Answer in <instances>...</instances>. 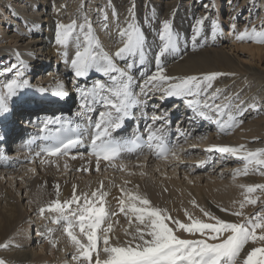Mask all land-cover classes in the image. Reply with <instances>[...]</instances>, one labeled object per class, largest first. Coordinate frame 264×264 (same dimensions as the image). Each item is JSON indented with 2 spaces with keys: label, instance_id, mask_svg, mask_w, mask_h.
<instances>
[{
  "label": "bare ground",
  "instance_id": "bare-ground-1",
  "mask_svg": "<svg viewBox=\"0 0 264 264\" xmlns=\"http://www.w3.org/2000/svg\"><path fill=\"white\" fill-rule=\"evenodd\" d=\"M243 2L254 7L256 0H241V4ZM199 4L200 8L197 10L195 6ZM261 4L264 8V1ZM130 8L132 12L128 11ZM226 8L231 9L228 4ZM231 10L232 19L229 22V28L225 30L222 26L224 20L219 16L220 0H0V42H7L0 48V63L2 66L6 65L3 70L10 68L11 63L17 64L18 68L13 72L16 75L17 71H21L23 75L19 78L16 76L15 79L29 81V84L21 90L25 98L30 101L28 105L21 106L16 103L19 94L6 101L10 111L0 116V123L3 125L6 123L7 128L11 127L9 119L12 118L14 124L17 123V127L14 126L13 130H19L22 121L27 119L19 114L28 115L27 109L36 105L40 106L34 110L37 114L50 112V110L64 115L72 111L75 113L77 111L75 106L72 110L70 108L74 96L76 99L79 98L83 90L90 89L98 80L111 84L107 76L94 70L85 77L77 78L71 67V59L76 51L74 40L69 42L66 49L55 43L58 23L68 24L76 20L79 24L85 17L92 19L95 34L100 38L104 48L111 52L121 46L118 29L125 27L130 17L131 23L143 31L146 37L144 65L139 63L138 56L124 61L117 60L118 66L122 68L126 67L127 63H133L134 67L129 70V74L133 76V86L137 94L140 93V89L136 85L142 83L144 74L154 70V57L161 46L159 40V33L162 30L161 21L169 19L174 33L177 34L178 51L167 54L163 58L162 62L168 75L175 77L209 72L225 73L213 81V88L209 90L210 94L217 88L221 89L223 95L216 102L222 103L224 96L232 95L233 105L243 100L246 102L245 107L253 102L258 106V110L249 109L243 116L237 117L243 120L238 127L232 128L227 133H221L216 120H226L227 114L217 116L214 112L208 111L206 114L211 116V119H206L198 115L196 110L189 108L186 99L177 97L162 99L159 92L140 96L141 103L135 107L140 117L148 119L149 124L154 127L162 128L164 135H169L173 131V125L177 126L180 135L177 136L173 150L176 155L169 154L168 158L164 159L155 158L153 153L135 157L123 154L111 162L101 160L99 171L116 172L118 181L123 180L122 182L107 177V173L103 175L96 173L98 172L96 158L87 153H72L61 157L48 156L37 150L27 154L10 153L7 157L8 164L5 163V159L0 158V178L7 172L13 176L21 172L27 174L26 170L31 166H35L37 171L34 176L31 173L28 177L19 176L20 187L25 191L22 200H27L24 208V205L22 206L13 198L10 188L3 186L0 181V244L11 241L9 251H0V254L4 255L3 260H10L12 264H77V261L72 258L74 249L63 233L64 224L60 227L58 223H54L58 214L47 211L48 205L57 199L61 202L71 200L74 185L79 195L90 193L99 188L101 182L103 183L104 190L108 192L107 207L111 212L117 213L112 217V223L121 241L127 239L123 229L130 227L127 220L124 228H118L124 215L119 213L118 208V200L123 196L121 189L146 196L154 207L166 209L171 217L185 223L189 222L186 212L193 218L208 221L209 218L204 216L201 209L217 214L224 220L231 222L237 220L222 209L234 206L233 202L243 199V189L240 185L264 184V177H262L264 175L256 171L257 174H253L254 170L251 168L248 175L234 174L223 181L221 178L224 171L222 172L218 165L223 158H227L229 162L240 161L243 164L244 162L230 154L209 149H213V146L240 144H244L247 150L264 148V68L261 64L264 61V44H256L247 39L243 41L236 39V35L245 28H235L238 26L235 19L236 12L234 7ZM201 17L206 19L200 34L196 35L194 27L196 20ZM213 21L216 22L215 33ZM243 21H246V17ZM250 26V29L255 26L254 20L251 21ZM234 28L237 30L234 31ZM65 51L67 57L64 55ZM17 52L19 58H17ZM242 54L249 57L248 60H242ZM21 60L24 62L23 67H19ZM45 73L54 76L46 78L47 81L41 80L40 75ZM65 75L70 77L68 81L72 83L69 90L68 81L64 82L63 79ZM33 80L35 83L32 82ZM10 81L12 79L0 82V95H7L5 85ZM61 85L67 95L63 98L53 96V92ZM40 88L48 91L41 93L37 91ZM73 92V97H69L68 95ZM236 94H239V100L235 98ZM180 100L182 103L179 102ZM98 101L99 97L97 102L85 108L83 117L88 115L87 119L97 121L100 116L95 118V112L108 111ZM80 103L82 106L85 101L80 100ZM157 107L161 108L162 115L157 114ZM233 115H236L235 110ZM154 116L164 119L153 120ZM11 134L10 132L4 137L5 148L10 147L8 143H10ZM36 153L41 154L37 156ZM213 158L216 159L211 162L209 159ZM24 161L31 162V165H24ZM201 161L205 163L201 165ZM63 162L67 165L65 167L69 173L76 170L86 175L71 181L64 179L58 175L59 170L64 169L61 165ZM208 163L210 165L208 172L200 171L201 174L190 177L191 182L187 183L191 185H182L181 175L188 177L193 171L199 172L200 168ZM15 165L19 167L12 172L10 168ZM120 165L124 167L121 168ZM120 169L124 171L118 172ZM160 174H165L167 177L160 178ZM57 185H59V195H57ZM193 201L198 206H195ZM41 207L46 209L43 216L38 211ZM133 223H136L135 220ZM168 223L172 226L171 221ZM49 229L52 230L50 235ZM40 233L48 238L42 237ZM178 235L184 239L201 238L199 234L192 235L186 232H178ZM50 239L56 241L55 247L50 244ZM33 243L35 247L31 246ZM251 247H254V244L249 242L245 246V252Z\"/></svg>",
  "mask_w": 264,
  "mask_h": 264
},
{
  "label": "snow or ice",
  "instance_id": "snow-or-ice-1",
  "mask_svg": "<svg viewBox=\"0 0 264 264\" xmlns=\"http://www.w3.org/2000/svg\"><path fill=\"white\" fill-rule=\"evenodd\" d=\"M128 11L132 12V9ZM205 19L206 17H201L196 20L194 27L196 35L200 34ZM215 25L216 22L213 21L214 33ZM161 29L159 33L161 46L154 57V70L144 74L142 83L136 85L140 89V93L137 94L133 86V76L129 74V70L134 67L133 63H127L124 68L117 64V60L124 61L136 56L139 57V63L142 66L145 63L146 37L139 27L131 23V17L125 27L118 29L121 46L114 52L104 48L87 17L79 24L76 20H72L68 24L58 23L56 26L55 43L57 45L66 49L70 41L75 42L76 51L71 59L75 76L85 77L94 70L107 76L111 81V84H106L98 80L90 89L82 91V99L85 101L83 107H89L91 103L97 102L99 97L98 102L108 109L99 114L100 118L94 124L91 154L96 157V171L100 170L101 159L111 162L125 150L124 145L112 139L111 131L120 129L123 122L130 118L132 109L141 103L140 96L159 92L162 99L167 97L186 99L187 106L206 119H211V116L206 114L208 111L214 112L217 116L227 114L226 120H216L221 133L242 124L243 120L237 117L243 116L245 111L258 110L255 102L245 107L246 102L239 100V94L235 96L239 100V103L235 105L232 102V95L224 96L222 103L216 102L223 95L221 89L217 88L210 94L209 90L213 88V81L225 73L209 72L175 77L168 75L162 61L167 54L178 51L177 34L174 33L169 19L161 21ZM236 39L240 41L247 39L264 44V30L258 31L255 26L251 29L245 27L236 35ZM64 55L67 57L66 51ZM17 58H19L18 52ZM23 66L24 62L21 60L19 67ZM17 68L18 65L13 64L7 71ZM22 75L23 72H16L17 78ZM231 75L235 74L231 73ZM28 84L27 80L14 79L5 85L7 95H0V116L10 111L6 101L18 94L19 99L16 103L21 106L30 103L21 91ZM37 91L46 93L48 90L40 88ZM66 95L62 85L53 92V96L58 98ZM233 110L236 115H233ZM157 119L164 118L153 117V120ZM55 122L58 121H45V128L49 123ZM148 141L149 147L155 150L158 157L167 159L169 154L176 155L175 151L163 144L162 135L150 131ZM77 143L78 140L66 137L56 140L42 151L48 156L67 155ZM136 143V140L130 142L132 147H135ZM132 147L128 150L131 151ZM209 150L230 154L242 160L244 167L242 170L237 169L236 175H248L250 168L264 175V148L247 150L244 144H240L213 146V149ZM40 154L36 153L37 156ZM200 163L202 165L205 161ZM120 167L124 166L120 165ZM83 170L88 171V169ZM240 187L243 189V199L233 202L234 206L238 203V209L231 214L243 217L242 220L226 221L201 209L204 216L212 222L193 218L186 212L185 215L189 221L187 223L174 219L166 209L154 207L146 196L121 189L123 196L118 200L119 213L127 217L130 225L129 228L123 229L127 237L124 241L120 240L112 223V217L117 213L111 212L107 207L108 192L104 190L102 182L99 188L79 195L74 185L71 200L61 202L57 199L48 205L47 211L58 214L54 223L64 224L63 233L74 249L72 258L77 261V264H264V211L256 212L252 216H246L243 212L246 206H255L260 202V197L254 194L264 193V184L240 185ZM56 188L59 195V185ZM38 211L43 216L46 209L41 207ZM169 221L172 226H169ZM51 231L49 229V235ZM178 232L199 234L201 238L183 239ZM39 235L44 237L42 233ZM49 242L52 247L56 246L55 240L50 239ZM249 242L258 246L251 247L245 252V246ZM10 244L11 241L0 244V248L6 249ZM0 264H6V261L0 259Z\"/></svg>",
  "mask_w": 264,
  "mask_h": 264
},
{
  "label": "rangeland",
  "instance_id": "rangeland-1",
  "mask_svg": "<svg viewBox=\"0 0 264 264\" xmlns=\"http://www.w3.org/2000/svg\"><path fill=\"white\" fill-rule=\"evenodd\" d=\"M184 1V0H183ZM209 1V0H208ZM262 1H264V0H256V3H255V6L253 7H251V6H249V5H247L246 4V2H243L242 4H241V0H220V5H221V12H220V15L219 16H221V18H223V20H224V22L222 23V26H223V29L225 28V30L226 29H228L229 28V22H230V20L232 19V14H231V12H232V7H234V9H235V11L234 12H236L235 13V19L237 20V25L238 26H235V28L237 27V29H238V27H243V28H245V27H248L249 29H250V23H251V21H253L254 20V25H255V27H258V31H260V30H264V8H262V6H263V4H261V2ZM226 4H228L229 6H230V8L231 9H228V8H226ZM195 8L197 9V10H199V8H200V4L199 5H197V6H195ZM230 12H229V11ZM252 10V11H251ZM261 10H263V11H261ZM250 11H251V13H250ZM210 14V13H209ZM246 14H247V16H246ZM251 14V15H250ZM210 15H212V14H210ZM246 17V21H243V19ZM220 18V17H219ZM90 21H92V19H90ZM244 22V23H243ZM250 26V27H249ZM235 28H234V31H236L235 30ZM6 38V37H5ZM221 41V40H220ZM4 42V41H3ZM7 42H4V43H2V42H0V48L1 47H4V45L6 44ZM223 43L225 44V42L223 41ZM256 44H260V43H256ZM262 44V43H261ZM239 54H241V53H239ZM243 56L241 57V59L242 60H248V58L249 57H246V55H244V54H242ZM9 56V55H8ZM12 58V57H11ZM2 63H0V82L2 83L4 80H13V79H15L16 78V75H15V72H13L14 71V69L12 70V71H7V70H3L5 67H6V65H1ZM13 64H15V63H11L10 65H13ZM261 64H262V67L264 68V61L263 62H261ZM8 67V66H7ZM50 76H54V75H50V74H48V73H45V74H43V75H40V79L41 80H45V81H47L46 80V78L47 79H49L50 78ZM66 77H63V79H64V82H67L68 80L70 81V79H68V78H70L69 76H67V75H65ZM53 78H55V77H53ZM67 82V86H68V89L70 88L69 86H71L72 85V83L71 82ZM32 82H34L35 83V80H33ZM31 82V83H32ZM179 102H181L182 103V100H180ZM75 105V104H74ZM73 105V106H74ZM180 106H183V105H180ZM157 114H160V115H162L161 113H162V110H161V108H159V107H157ZM227 133V132H226ZM11 148H8V151H10L11 152V150H10ZM12 153V152H11ZM224 156V155H223ZM207 156H205V158H206ZM216 158H213V159H209L211 162L213 161V160H215ZM208 160V161H209ZM209 161V162H210ZM235 162H237V161H235ZM235 162H233V161H231V162H229V161H227V158H223V160H221L219 163H218V165H220L219 166V169H221L222 170V172L224 171V174L222 175V180L224 181L225 179H229V178H231L235 173H236V170L237 169H240V170H242L243 169V166L242 165H244L243 163H241L240 161H238V163H235ZM23 164L24 165H26V166H29V165H31V162H29V161H24L23 162ZM212 164V163H211ZM61 165H63V167H64V169H62V170H59V172L58 171H56V173L58 172L59 174L58 175H60L61 177H63L64 179H66V180H68V181H71V180H75L76 178H79V177H81L82 175H86V173H82L81 174V172H79V171H74V172H72V173H69L68 172V169L65 167L66 166V164L63 162V164H61ZM207 165V166H206ZM204 167H201L200 168V170H199V172H195V171H193V173H191V175L190 176H186V175H181V178H180V181H183L182 183V185L183 186H185V185H191V184H189V183H187V182H191V176L192 175H195V174H201L200 173V171H205V172H208L209 170H207L209 167L208 166H210L209 165V163L208 164H205V165H203ZM19 167V165L17 166V165H15V166H13L12 168H10V170L13 172V171H15L17 168ZM1 169H5V168H1ZM181 169V168H180ZM203 169V170H202ZM123 169H120L118 172H120V171H122ZM235 170V171H234ZM249 170H251V168L249 169ZM28 173L26 174V172H21L19 175H17V176H13V174H11V173H8L7 172V174H3V177L2 178H0V181H1V183L3 184V186H8V188H10V192H11V194L13 195V198H15V200H17L22 206H23V208L25 207V204H26V199H24V200H22L23 199V196H24V193H25V191L20 187V178H19V176L21 175V176H25V177H28L29 175H30V173H31V175H36V173H37V171H36V169H35V166H31L30 168H28L27 170H26ZM124 171V170H123ZM122 171V172H123ZM173 171V170H172ZM3 172H5L6 173V171H3ZM96 172V171H95ZM94 172V173H95ZM169 172H171V171H169ZM250 172H252V171H250ZM96 173H98V174H102L103 175V173H107V177H109V178H111V179H113L114 178V180L115 181H118V177L116 176L117 174H116V172L114 173L113 171H110V170H107V171H105V172H101V171H98V172H96ZM164 173H166V172H164ZM253 174H257V173H255V171H253L252 172ZM9 174H10V176H9ZM226 174V176L224 177V175ZM179 175V174H178ZM140 177H143V176H140ZM163 177H167V176H165V174H160V178H163ZM191 177V178H190ZM262 177H264V176H262ZM142 179V178H141ZM190 179V180H189ZM123 180H119L118 182H122ZM256 195L257 196H259L260 197V202H258L257 203V205H255V206H252V205H248V206H246L244 209H243V212L245 213V215L246 216H252V215H254L256 212H259V211H264V194H261V193H256ZM52 201V200H51ZM51 203V202H50ZM195 206H198V204L197 203H195L194 204ZM258 206V207H257ZM229 211H227L226 213L227 214H229V215H231L232 217H236V219L237 220H234V221H232V222H239L240 220H242L243 219V217H237V216H234V215H232L231 214V212H232V210L234 211V210H237L238 209V206H228V207H226ZM258 208V209H257ZM231 210V211H230ZM30 215H31V217H33L32 215V213H30ZM212 215L213 216H216V217H219L220 218V216L219 215H217V214H213L212 213ZM28 217H29V219L31 218L29 215H28ZM48 219H50V217L48 218ZM222 219V218H221ZM239 219V220H238ZM128 219H127V217L125 216V215H123V219H122V221H121V223L119 224V226H118V228L119 229H122V228H124L125 227V223H126V221H127ZM203 221H205V222H212L210 219L207 221V220H203ZM226 221H229V220H226ZM231 222V221H230ZM58 225L61 227V226H63V223H58ZM259 231V230H258ZM184 239V238H183ZM199 239V238H198ZM40 241V240H39ZM34 243H35V241H34ZM33 243V245H31V246H33V247H35V244ZM254 246H258V245H256V244H254ZM0 251H9V248H0ZM14 250H12V252H13ZM1 256H0V259H3L4 258V255H2V254H0ZM69 259V258H68ZM5 260V259H4ZM57 259H55V261H56ZM7 263L6 264H12V262L10 261V260H5ZM10 261V262H9ZM69 261V260H68ZM13 264H16V263H13Z\"/></svg>",
  "mask_w": 264,
  "mask_h": 264
}]
</instances>
